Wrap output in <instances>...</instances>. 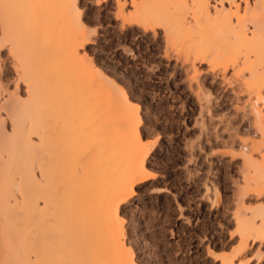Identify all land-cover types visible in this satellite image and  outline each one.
<instances>
[{"label":"rangeland","instance_id":"374dc122","mask_svg":"<svg viewBox=\"0 0 264 264\" xmlns=\"http://www.w3.org/2000/svg\"><path fill=\"white\" fill-rule=\"evenodd\" d=\"M74 1L87 33L84 44L79 47L80 56L94 74L104 81L106 87L111 88L112 94L120 96L118 98L121 100L126 97L131 105L129 108L135 109L132 111L131 108L130 111L141 114L139 130L143 143L150 147L146 166L153 178L135 184L134 194L119 206L124 234L122 242L130 253L129 258L133 261L131 264H223L225 259L234 264H264V86L252 83L251 71L242 64L231 63L227 67L213 64L207 57L202 62L195 61L194 46L193 49L189 48L191 40L187 42L180 34L172 37L173 40L169 42L162 29H157V34L132 30L127 37L123 24L125 17L134 12L132 0ZM256 1L238 0L241 15L245 14L247 3L252 9ZM209 2L213 14L216 11H235L228 1ZM72 3V0H0V141L3 138L9 140L12 136L14 138L12 110L28 105L36 93H33L35 90L32 86L36 81L31 84L32 80H29L37 76V71L33 73L35 66L31 67L34 74L31 78L28 77L32 73L24 77L27 74L24 75L23 70L27 68L25 64L33 53L27 54L28 59L19 54L25 46L27 53L32 44L36 43V48L33 46L34 53L41 46H38L40 34L34 36L41 31H36L37 27H32L29 19H34L30 21L35 26V23H40L37 17L42 16L43 20L48 14L61 13L60 9L65 11V19H68V11L70 16L76 17L72 14L75 8L73 12H70L72 9L68 10L73 8L69 6ZM54 5L58 8L55 9ZM51 6L54 8L50 11ZM52 11L54 14H51ZM63 15L57 14L62 21ZM18 19L27 20L26 23L31 24V27H25L33 28L31 33L36 31L34 34L29 32L32 44L29 38V43L24 42L29 37L25 32L28 29L24 28L21 33L22 20ZM5 21H9L7 24L12 29L6 30ZM16 23L21 26L17 27ZM247 26L249 34L253 25L249 23ZM18 28L22 29L20 33ZM20 36L21 43L18 41ZM32 38L38 41L33 42ZM16 42L19 44L15 45ZM183 42L188 45H183ZM15 46H20L19 52ZM37 58L34 59L38 62ZM37 67L40 66L37 64L36 70ZM38 90L37 94L40 92ZM51 91L54 90L51 88ZM52 95L45 94L44 97L51 98ZM84 102L79 101L83 103L81 106L77 102L76 105L80 107H77L78 113L65 118L66 121L60 119L61 122L58 121L56 125L52 124L54 109L50 108L49 116L46 115L52 122L47 119L48 125L45 122L47 126H50L49 123L52 125L50 129L47 127L48 132H51L48 133L53 143L51 148L60 149L58 151L61 152L59 156L62 160L67 155L66 161L71 162L72 159L77 163L80 157L82 162L88 150L90 155L87 154L85 158L91 157L90 147L95 151L99 149V146H95L97 149L94 147L97 140H92L100 135V130H94L90 124L86 115L91 108ZM80 110L85 114L82 115ZM86 130L88 134L84 132ZM98 132L99 135L96 134ZM91 133L96 134V138H92ZM33 134L31 132L30 141L39 146L40 132ZM101 137L103 140V135ZM79 148L84 151L78 150L80 155L77 153V156L75 152ZM6 150L0 149V183H4L0 184V199L10 202H7L9 207L16 208L14 204L17 207L23 204V194L19 191L21 188L18 189L20 178L16 175L12 179L10 171H7L11 164V154ZM71 153L77 157L74 159ZM95 154L92 151V155ZM80 164H77L78 168ZM35 174L41 180L39 169L35 168ZM13 182L17 189L15 186L8 187ZM40 205H43L42 202ZM0 214L1 240L7 225L3 220V212ZM252 225L262 233L257 228H253V231ZM21 229H25V226ZM1 243L0 247L3 245ZM3 249L5 251L0 248V262L7 264L8 249L5 245ZM13 259L8 260L11 262Z\"/></svg>","mask_w":264,"mask_h":264},{"label":"bare ground","instance_id":"6f19581e","mask_svg":"<svg viewBox=\"0 0 264 264\" xmlns=\"http://www.w3.org/2000/svg\"><path fill=\"white\" fill-rule=\"evenodd\" d=\"M225 1L229 2L231 9H235L233 13L231 11H216L213 14L210 10L209 0H191V2L187 0H132L134 12L125 17L123 25L126 28L127 37L132 30H142L144 33L151 31L157 34V29H162L165 39L169 42V40H173L172 37L180 34L187 39V42L191 40L189 48L193 49L194 46L195 61L202 62L207 57L213 64H223L227 67L231 63L233 65L242 64L251 71L252 83L264 86V0H257L252 9L247 3L248 8L244 15H241V6L238 4V0ZM73 3L69 5L73 6V8H68V10L72 9L70 12H73L74 8L77 10L76 4L73 5ZM54 7L51 6L50 11ZM61 7L65 8L62 4ZM57 10L59 11V9ZM76 10L72 13L76 17L70 16L69 11L66 13L68 19H65V14L63 15L65 11H61V9L62 14L56 12L54 14L52 11L51 14L54 15L48 14L43 17V20L42 16L37 17L40 19H38L40 23L38 24L37 18L35 21L39 26L36 23L33 26L34 22L31 21L34 19L30 18V21L28 18L32 27H37L38 30L36 28L35 30L41 31H35V34L31 33L33 28H25L31 27L30 23H26L27 20L18 19L21 21L23 29L21 33L24 32V28L28 29L25 32L29 37H26L24 42L26 43L29 38L31 43V34L34 36L40 34L39 41L35 38H32V41H38V46L41 45L39 47L43 51L37 47V51L33 52L36 43L35 45L31 43L30 47L34 46L35 48L29 47L28 53L24 50L26 46L23 50L20 49V46L19 48L15 46L17 50L20 49L18 52L24 58L28 59L29 55L33 53L32 58L29 57L28 61L26 59L27 62L24 61L27 65L25 69H23L25 65L22 67L25 70L24 75L27 74L24 77L32 73V65L36 67L38 64L40 67H37L39 70L32 67L33 73L37 71L39 77L35 78L34 76L35 80L32 79L30 76L33 77V73L28 77L33 81H30L31 84L36 81V86L32 84L33 91L35 90L32 92L36 93L33 98L31 96L32 100H29L31 103L12 110L14 138L12 136L9 140L3 138L0 141V149H7L11 154L9 157L11 164L7 167L9 169L7 171H10L11 178L16 175L20 178L18 189L21 188L19 191L23 194H21L23 204L20 207L14 204L16 208L9 207L8 203L10 202L0 199L2 208L0 213L3 212V220L5 219L7 225L4 237L1 236L4 240L1 238L0 242L8 249L6 253L8 252L9 258H7L9 260L14 258L11 262L7 258V260L3 258L7 264H131L133 262L122 242L124 234L121 228L119 206L134 194L135 184L153 178V174L146 166L150 147L143 143L139 130V125L142 122L141 114L138 111L132 112L135 109L134 107H131L133 110L129 108L130 103L126 97L123 101L122 98H118L120 96L112 94L111 88L106 87L104 81L94 74L95 72L85 64L83 57L80 56L79 47L84 44L87 33L79 18V11ZM57 14L63 15L64 20L62 21L61 16L58 17ZM12 16L10 15V17ZM8 22H4V24L6 23L4 27L7 26L6 30L12 27L8 26ZM23 22L26 23L25 26L22 24ZM249 23L253 25V30L248 34L247 24ZM40 24H42L41 28ZM21 25L19 24L17 27ZM17 27L13 28L17 29ZM21 30L19 29V33ZM27 33L25 36H28ZM13 37L11 38L13 39ZM184 37L183 39H185ZM21 38L20 36L19 40L16 39L20 41ZM43 41L45 44H41L44 43ZM186 44L183 42V45ZM27 46L29 45L27 44ZM27 54H29L28 57ZM34 55L36 58L38 57V62L34 59ZM166 56L170 57L168 53ZM40 69L42 70L40 71ZM51 88L54 91H51ZM36 90H38V94ZM52 92L60 96H53ZM45 94L53 95L51 98L49 97V100L44 97ZM79 101H85L87 105H90L89 112L86 108L88 112L86 116L93 129L100 130V135L99 132L96 134L100 137L103 135V140L101 137L100 141L98 135L96 138V134H93L94 137L91 133L92 138H96L92 141L97 140L95 141L97 145L94 144V147L99 146V149L95 151L93 147H90L91 157L89 158H85L89 152V150L86 152L85 149L86 155L82 157V162L80 157H78L77 163H74L72 159L71 162H69L70 160L66 161L67 155L64 158L65 162H62L64 159H60L61 152L58 151L60 149L51 148L53 143L52 139L48 138L50 131L48 132L47 127L50 129L52 122L47 119L48 117L46 118V115L50 108L54 109V113L51 112L55 116L52 124L56 125L61 122L60 119H68L67 117L71 118L74 113H78L77 107L81 104ZM77 102L79 105H76ZM81 112L83 115V110ZM258 113L260 114V111ZM77 115L79 116V114ZM74 116L76 117V115ZM46 119L50 122V126H47ZM57 127L56 129H58ZM31 132L32 135L35 132H40L39 146L31 143ZM84 132L87 133L88 130ZM74 135L76 136V134ZM53 141L55 142L54 139ZM66 143L68 142L66 141ZM80 148L76 150V155ZM92 151L93 154H96L92 155ZM73 156L74 159L77 157L75 154ZM86 161L87 163H85ZM78 163H81L79 168ZM35 168L40 170L41 180L36 178ZM2 171L4 173V169ZM141 172L143 173L141 174ZM1 176L0 178H2ZM16 183L13 182L11 186H7L13 188ZM15 189H17L16 186ZM40 202H42V206ZM22 226L23 228L25 226V229H21ZM253 228L257 227L252 225L251 229L254 231ZM259 232L262 233L260 230ZM3 245L0 247L2 250H4ZM225 260V262L223 260V264H234Z\"/></svg>","mask_w":264,"mask_h":264}]
</instances>
